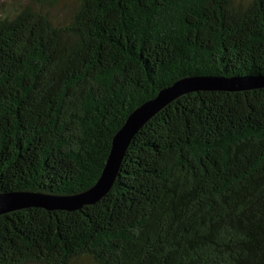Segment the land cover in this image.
<instances>
[{
	"label": "trees",
	"instance_id": "1",
	"mask_svg": "<svg viewBox=\"0 0 264 264\" xmlns=\"http://www.w3.org/2000/svg\"><path fill=\"white\" fill-rule=\"evenodd\" d=\"M0 17V193L84 192L129 115L190 76H264V0H32ZM264 264V88L185 94L98 203L0 216V264Z\"/></svg>",
	"mask_w": 264,
	"mask_h": 264
},
{
	"label": "water",
	"instance_id": "2",
	"mask_svg": "<svg viewBox=\"0 0 264 264\" xmlns=\"http://www.w3.org/2000/svg\"><path fill=\"white\" fill-rule=\"evenodd\" d=\"M264 88V76H190L162 89L158 95L133 111L116 133L106 166L90 189L57 196L42 192L12 191L0 193V216L22 209L42 208L48 211H77L101 201L112 189L128 148L138 132L160 111L181 96L198 91L240 92Z\"/></svg>",
	"mask_w": 264,
	"mask_h": 264
},
{
	"label": "rangeland",
	"instance_id": "3",
	"mask_svg": "<svg viewBox=\"0 0 264 264\" xmlns=\"http://www.w3.org/2000/svg\"><path fill=\"white\" fill-rule=\"evenodd\" d=\"M32 0H0V17L3 15L4 9L7 8L8 11H12L19 5H31ZM85 264V263H77Z\"/></svg>",
	"mask_w": 264,
	"mask_h": 264
}]
</instances>
